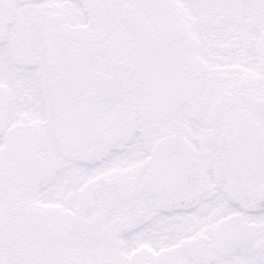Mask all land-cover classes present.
<instances>
[{
    "label": "snow or ice",
    "instance_id": "snow-or-ice-1",
    "mask_svg": "<svg viewBox=\"0 0 264 264\" xmlns=\"http://www.w3.org/2000/svg\"><path fill=\"white\" fill-rule=\"evenodd\" d=\"M0 264H264V0H0Z\"/></svg>",
    "mask_w": 264,
    "mask_h": 264
}]
</instances>
